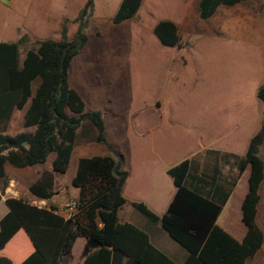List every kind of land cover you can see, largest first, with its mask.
<instances>
[{"label": "trees", "instance_id": "16d2710c", "mask_svg": "<svg viewBox=\"0 0 264 264\" xmlns=\"http://www.w3.org/2000/svg\"><path fill=\"white\" fill-rule=\"evenodd\" d=\"M142 1L121 0L112 22L118 24L134 18ZM241 1L198 0L199 16L209 18L219 5L232 6ZM93 7L94 0H85L75 17L77 27L71 37L63 22L58 40L37 39L28 48L26 34L16 41H0V199L7 182L5 164L18 168L43 164L53 153L50 169H44L28 187L37 199L51 200L55 195L54 175L66 172L77 144L99 143L108 150L107 155L78 159L71 182L78 189L77 208L67 218L54 205L39 207L21 197L5 199L8 211L0 219V264H65L78 237L85 239L83 251L87 254L77 264H177L151 243L146 231L131 222L119 221L118 211L126 203L122 194L128 177L125 157L107 139L102 112L87 110L68 81L71 61L88 40L85 29ZM153 33L164 46L180 45L178 27L171 20H159ZM21 49L25 50L23 57ZM256 94L264 105V84ZM15 109L24 110V129L11 134L6 129ZM156 115L158 112L152 109L134 113V132H147L149 126L142 127L141 121L142 124L155 121ZM263 141L264 119L243 156L209 150L207 153L214 155L213 163L201 172L195 156L169 167L166 172L172 178L175 192L161 216L142 201L132 202L138 212L149 221L160 223L187 251L181 264H243L259 249L263 232L255 214L263 178L264 163L259 155ZM218 154L224 161L232 158L235 168L225 179V185L219 186L215 185ZM247 165H250L249 185L241 205L247 230L239 241L216 221ZM201 183L210 186L208 192H203ZM22 235L33 249L16 260L8 255L10 242ZM90 239L94 244L88 242Z\"/></svg>", "mask_w": 264, "mask_h": 264}, {"label": "rangeland", "instance_id": "374dc122", "mask_svg": "<svg viewBox=\"0 0 264 264\" xmlns=\"http://www.w3.org/2000/svg\"><path fill=\"white\" fill-rule=\"evenodd\" d=\"M120 1L94 0L85 29L88 40L72 59L68 76L86 109L102 112L107 139L125 156L130 177L122 212L137 223L148 219L131 202L142 201L159 212L166 208L174 189L166 165L196 153L201 172L203 146L217 147L232 138L243 152L260 130L264 105L256 92L264 84V0L220 5L206 19L199 17L198 0H143L139 17L115 24L111 18ZM84 2L0 0V41L26 34L28 48L37 39L58 40L63 22L71 37ZM162 19L177 25L179 46H164L154 35ZM145 109L157 111V119L141 121L149 129L136 134L132 114ZM115 113L122 117H112ZM23 129L16 116L6 132ZM74 148L63 175L70 184L81 148L99 151L92 155L108 153L103 144ZM202 190L208 192V186Z\"/></svg>", "mask_w": 264, "mask_h": 264}, {"label": "crops", "instance_id": "0c3cea01", "mask_svg": "<svg viewBox=\"0 0 264 264\" xmlns=\"http://www.w3.org/2000/svg\"><path fill=\"white\" fill-rule=\"evenodd\" d=\"M239 3H236V4H239ZM236 4H234V5H236ZM138 12H139V9H138ZM138 12L136 15H138ZM137 17H139V15ZM68 81H69V76H68ZM36 84H37V82H35L33 84V88L36 86ZM70 86L73 87L71 85V83H70ZM101 105L102 104L97 103L95 106L100 107ZM103 109H104V107H103ZM23 112H24L23 109L22 110L15 109L13 111V114L11 116L10 121L13 120L17 116V119L19 120V122L22 123ZM133 114H132V116H133ZM116 116L122 117L121 113H118V114L115 113L112 115V117H116ZM131 120H132V117H131ZM10 121H9V123H10ZM249 140H250V138H249ZM94 144H99V143H89L87 145L92 146ZM248 144H249V141H248ZM248 144H247V147H248ZM84 147H87V146H84ZM247 147L245 148V150L243 152L239 151L238 149H236V147H234L232 138H229L226 141L224 140L221 143V145L217 146V147H212V145L203 146L202 150L200 151L201 156H202L201 157V160H202L201 166H203L204 161H205V167L207 168L208 164H210V167H211V163H213L211 161L212 153L209 155L207 153V151H209V150L210 151L225 152V153H230V154H237V155L243 156L247 150ZM74 150H75V148L73 149V151ZM117 150L121 152L120 149H117ZM98 152L99 151H91V149L81 148L78 151L77 156H78V159L80 157H90L89 155H92V154H95ZM51 154H53V153H51ZM107 154H105V155H107ZM195 155H196V153H193V155H191L190 157L195 156ZM259 155L261 156L263 163H264V141H263L262 145L260 146ZM92 156H96V155H92ZM53 157H54V154H53ZM53 157H52V159H53ZM190 157H186V158H190ZM52 159L49 160L48 162L43 163V164H37L34 166H27V167H23V168L13 167L10 164H5V173H6V177H7V180H6L7 182H6V185L3 189V192L1 194V199H0V219L8 211V208H7L6 203H5V199L7 197H15V198L21 197V198L28 200L31 204L37 205L39 207L47 206L49 204L54 205L57 208V212L60 215H62L65 218L68 217V209L65 208L63 204L68 199H75L78 195V189L76 187H74L72 185V183L71 184L69 183V179L67 181L65 179H63L64 173H55V175H54L55 176V178H54L55 195L52 197L51 200L37 199L28 190L29 185L39 177L40 173L44 169H50V164L52 162ZM78 159H77V163H78ZM181 160H183V159H181ZM229 160H230L229 162L224 161L223 159H221L219 154L217 155L216 166H217L219 173L216 175L217 178L215 181V185H217V186L225 185V179L228 178V175L230 173L234 172L235 168L233 166L232 158H230ZM180 161H177L176 163H173L170 165H166L165 171H167V169L169 167L177 164ZM209 161H210V163H208ZM76 168H77V165H76ZM125 169L128 171V177H130V173H129V169H128L127 165H125ZM75 172H76V170H75ZM74 175H75V173L72 174V178ZM249 175H250V165H247L245 167V169L243 170V172L241 173V175L239 176V178L237 179L235 185L231 189L225 203L222 206L221 212L219 213V215L217 217V221H216L219 226H221L224 230H226L230 235H232L235 239H237L239 241H241L243 239V237L246 233V230H247V227L242 220L241 205H242L243 198H244V196L248 190ZM207 179L208 178H206V180ZM171 180H172V178H171ZM126 181H127V179H126ZM126 181L124 183V186L127 185ZM172 184H173V181H172ZM202 184L203 183H201V185ZM205 185L208 186V190H209L210 186L207 184H205ZM124 186L122 189V194L124 191ZM173 187H174V189L172 191V195L168 201V204H169L170 200L172 199L173 194L175 192L174 184H173ZM259 195H260V198H259V201L257 204L255 220H256L257 225L261 228V230L263 232V242H262L261 246L259 247V249L251 257L247 258L243 262V264H264V168H263V178H262L260 185H259ZM125 199H126V197H125ZM127 201L128 200L126 199V203L118 211V219L120 222H130L129 221L130 214L125 215L126 213L122 212L123 207L127 204ZM130 204L133 207L132 202ZM168 204H167V206H168ZM167 206H166V208H164L163 211L159 212V211H155L153 209V207H151V205L147 204V207L149 209L151 208L152 210H154L156 212V214L159 216H161L166 211ZM133 209H135V208L133 207ZM136 222L137 223H133V224H135L136 226L140 227L141 229H143L144 231H146L148 233L150 241L155 247H157L160 251H162L164 254H166L168 257H170L177 264H181L184 261V259L186 258L187 254H188L187 251L168 235V233L161 227L160 223L151 222L149 220H136ZM84 242H85V239L82 237H78L76 239V241L72 247V256L65 264H77L83 260V258L86 256V252L83 251ZM11 244H12V246H11L10 251L8 252V255L10 257L16 259V260H20L22 257H24L28 253H30L33 249L31 243L23 235L13 237V239L10 242V245Z\"/></svg>", "mask_w": 264, "mask_h": 264}, {"label": "built area", "instance_id": "2783aa9c", "mask_svg": "<svg viewBox=\"0 0 264 264\" xmlns=\"http://www.w3.org/2000/svg\"><path fill=\"white\" fill-rule=\"evenodd\" d=\"M63 205L68 209V217L76 212L77 202L75 199H68Z\"/></svg>", "mask_w": 264, "mask_h": 264}, {"label": "water", "instance_id": "95a60500", "mask_svg": "<svg viewBox=\"0 0 264 264\" xmlns=\"http://www.w3.org/2000/svg\"><path fill=\"white\" fill-rule=\"evenodd\" d=\"M88 242L91 243V244H94V240L93 239H90ZM86 254H87V251H86Z\"/></svg>", "mask_w": 264, "mask_h": 264}]
</instances>
